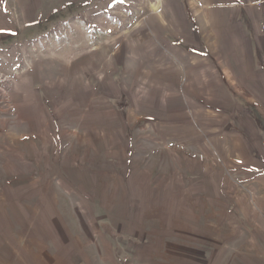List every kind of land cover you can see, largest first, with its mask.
<instances>
[{
	"label": "rangeland",
	"instance_id": "obj_1",
	"mask_svg": "<svg viewBox=\"0 0 264 264\" xmlns=\"http://www.w3.org/2000/svg\"><path fill=\"white\" fill-rule=\"evenodd\" d=\"M45 1L0 27V264H264V149L183 95L201 1Z\"/></svg>",
	"mask_w": 264,
	"mask_h": 264
},
{
	"label": "crops",
	"instance_id": "obj_2",
	"mask_svg": "<svg viewBox=\"0 0 264 264\" xmlns=\"http://www.w3.org/2000/svg\"><path fill=\"white\" fill-rule=\"evenodd\" d=\"M200 1L208 12L203 22L205 24L206 21V33L202 34L205 37L206 47L202 52H198L203 46L199 41L200 25L190 10L187 17L193 22L189 24L191 30L195 32L200 47L193 46V32H191V40L188 39L192 46L177 45L180 46L183 55L185 50L191 54L194 61L190 71H196L195 76H192L191 72L189 74L185 72L184 85L185 87L190 85L191 91H185L184 87L183 95L196 102L203 112L209 110L210 105L205 108L201 103L205 101L211 103V110L216 112L217 109L215 116L219 114L226 120L221 126V132L226 133L230 128V131L246 137L248 142L245 141L244 145L249 144L251 136L255 144L247 146L264 149V7L259 5L260 0ZM45 2V0H0V27L9 23V20L10 25L14 27L12 28L14 33L8 31L5 36L13 39L21 34L16 29V23L13 22L17 21L14 13L21 15L23 21L27 20V15L35 16V20H40ZM178 3L181 2L178 0ZM188 5L193 8L192 0H188ZM177 19L184 25L183 15L177 14ZM195 24L198 28L194 31ZM162 37L167 41L164 31ZM174 38L177 37L169 34L167 41L173 47V44L180 41ZM164 48L167 49L166 45ZM178 84L180 85L177 79L175 89L168 88L170 94L178 92ZM222 90L226 96L224 98L226 104L216 105V101L213 100L217 98H213V95L216 91L222 93ZM179 100L180 98L177 99ZM180 111V117H175L176 120L180 118L182 123L184 119L188 121V111L185 109Z\"/></svg>",
	"mask_w": 264,
	"mask_h": 264
},
{
	"label": "built area",
	"instance_id": "obj_3",
	"mask_svg": "<svg viewBox=\"0 0 264 264\" xmlns=\"http://www.w3.org/2000/svg\"><path fill=\"white\" fill-rule=\"evenodd\" d=\"M259 5L264 7V0H260Z\"/></svg>",
	"mask_w": 264,
	"mask_h": 264
}]
</instances>
